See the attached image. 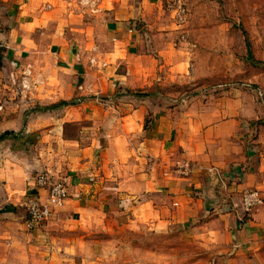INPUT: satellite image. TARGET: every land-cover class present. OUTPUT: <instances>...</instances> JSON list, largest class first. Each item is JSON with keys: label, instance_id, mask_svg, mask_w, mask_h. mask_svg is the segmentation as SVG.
I'll return each mask as SVG.
<instances>
[{"label": "crops", "instance_id": "0c3cea01", "mask_svg": "<svg viewBox=\"0 0 264 264\" xmlns=\"http://www.w3.org/2000/svg\"><path fill=\"white\" fill-rule=\"evenodd\" d=\"M161 5L100 0L93 11L80 0H0V105L6 103L0 106V264H12L14 249L24 260L31 247L46 252L63 243L55 226H96L105 216L117 223L128 218L132 226H219L235 249L264 243V204L244 220L241 201L248 189L264 197V132L241 133L237 120L247 115L241 101L199 103L194 110L182 100L162 108L142 92L160 81L158 70L186 73L172 48L174 23ZM157 54L166 60L160 67ZM9 69L20 79L31 72V90L22 91L24 78L17 90L10 78L4 84ZM98 94L111 105L97 104ZM62 102L68 105L26 116L34 105ZM83 117L100 122L80 128L78 139L67 137V125ZM92 128L100 131L88 144L85 130ZM40 173L64 179L69 199L44 228L29 233L28 197L47 201L35 187ZM35 234L38 244L31 245Z\"/></svg>", "mask_w": 264, "mask_h": 264}, {"label": "rangeland", "instance_id": "374dc122", "mask_svg": "<svg viewBox=\"0 0 264 264\" xmlns=\"http://www.w3.org/2000/svg\"><path fill=\"white\" fill-rule=\"evenodd\" d=\"M161 8L166 20L174 23L172 48L180 52L176 53L180 58H184L186 73L181 78L168 67L158 70L155 77L160 81L143 90L145 96L154 95L153 101L155 99V104L162 108L177 107L185 100L194 110L208 103L216 106L224 99L223 102L240 100L239 104L246 108L247 113L245 118L237 120L241 133L249 128L253 137L259 136L264 132V0H162ZM250 56L260 64H253ZM156 60L159 67L166 62L158 54ZM98 66L105 68L103 64ZM176 77L183 81L178 82ZM1 78L4 84L10 78L11 87L16 89L20 76L14 77L12 69H9ZM131 93L135 96L142 94L139 90L131 92L126 89L125 94ZM24 95L19 93L18 97L24 100ZM93 97L97 104L111 105L108 101L112 100L105 103L100 94ZM4 104L5 100L0 106L4 107ZM37 108L39 106L34 105L28 109L26 116ZM87 111L90 112L89 109ZM98 122L100 120L83 117L75 126L67 125V137L78 139L80 128L95 127ZM232 124L236 125L235 122ZM92 129L85 130L88 132V144L92 141L90 138L100 131ZM72 149L73 146L69 145L68 151L62 152L63 165L67 162L64 157ZM59 181L65 182L68 188L64 179ZM251 191L258 190L243 192L242 202L244 195ZM258 192L264 201L262 190ZM66 204L54 210L53 215L64 209ZM249 214L246 212L244 220ZM207 218L203 217L202 225L207 223L204 222ZM47 222L39 226L38 231ZM119 222L105 216L99 225L94 222L96 226H78L77 229L67 223L55 226L52 232L63 239V243H52L55 248L46 249V252L45 249L31 247L22 254L27 261L21 260L20 251L14 249L12 264H264V243L248 250L235 249L233 242L222 235L219 226H191V223L156 228L132 226L124 217ZM37 229L27 231L38 233ZM39 236L35 234L30 240L31 245L38 244ZM79 242L81 244L75 254Z\"/></svg>", "mask_w": 264, "mask_h": 264}, {"label": "built area", "instance_id": "2783aa9c", "mask_svg": "<svg viewBox=\"0 0 264 264\" xmlns=\"http://www.w3.org/2000/svg\"><path fill=\"white\" fill-rule=\"evenodd\" d=\"M100 0H80V4L84 7H91L96 11V4ZM130 32H133L131 30ZM91 65L97 63L95 59H91ZM105 66V64H103ZM31 72H26L23 79L22 91L31 90ZM82 89V88H81ZM185 172L190 170L189 163L181 165ZM35 187L37 190H44L47 193V201L44 203L40 198L32 194L28 197L24 207L27 213V228L29 230L37 229L39 226L47 222L53 215L54 210L62 208L69 199V191L65 182L53 181L47 173L38 174L35 179ZM263 198L258 191L247 192L243 198V207L245 212L251 213L255 207L263 205Z\"/></svg>", "mask_w": 264, "mask_h": 264}, {"label": "trees", "instance_id": "16d2710c", "mask_svg": "<svg viewBox=\"0 0 264 264\" xmlns=\"http://www.w3.org/2000/svg\"><path fill=\"white\" fill-rule=\"evenodd\" d=\"M249 54H251L250 51H249ZM250 58H251V56H250ZM251 61H252V63L255 64V65H259V64H260V62H255V60H253V57L251 58ZM67 105H68V104H67L66 102H62V103H60V104H58V105L51 106V107H47V108L39 107V108H37L36 111L44 112V111L52 110V109H54V108H58V107H60V106H67Z\"/></svg>", "mask_w": 264, "mask_h": 264}]
</instances>
